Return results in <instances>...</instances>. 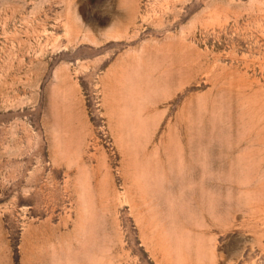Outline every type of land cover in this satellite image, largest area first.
Instances as JSON below:
<instances>
[{
  "label": "rangeland",
  "instance_id": "rangeland-1",
  "mask_svg": "<svg viewBox=\"0 0 264 264\" xmlns=\"http://www.w3.org/2000/svg\"><path fill=\"white\" fill-rule=\"evenodd\" d=\"M0 264H264V0H0Z\"/></svg>",
  "mask_w": 264,
  "mask_h": 264
}]
</instances>
